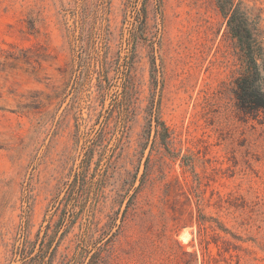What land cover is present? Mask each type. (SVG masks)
Instances as JSON below:
<instances>
[{"label":"rangeland","instance_id":"374dc122","mask_svg":"<svg viewBox=\"0 0 264 264\" xmlns=\"http://www.w3.org/2000/svg\"><path fill=\"white\" fill-rule=\"evenodd\" d=\"M243 69L217 0H0V264H264Z\"/></svg>","mask_w":264,"mask_h":264},{"label":"trees","instance_id":"16d2710c","mask_svg":"<svg viewBox=\"0 0 264 264\" xmlns=\"http://www.w3.org/2000/svg\"><path fill=\"white\" fill-rule=\"evenodd\" d=\"M227 19L229 33L236 39L244 69L236 82V99L246 113L264 111V46L261 13L244 0H217ZM221 231L228 233L225 227ZM206 239H204L205 242Z\"/></svg>","mask_w":264,"mask_h":264}]
</instances>
